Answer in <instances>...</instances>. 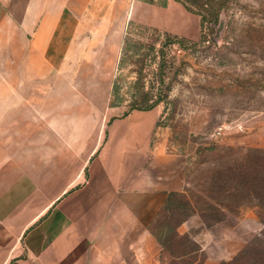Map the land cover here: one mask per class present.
<instances>
[{
    "label": "rangeland",
    "instance_id": "1",
    "mask_svg": "<svg viewBox=\"0 0 264 264\" xmlns=\"http://www.w3.org/2000/svg\"><path fill=\"white\" fill-rule=\"evenodd\" d=\"M185 1L53 0L71 29L52 47V61L49 47L30 45L32 32L25 46L0 40L6 163L22 166L43 190L60 191L104 134L109 108L122 115L153 104L162 111L156 139L186 159L185 191L163 209L131 261L264 264V223L255 203L245 202V161L264 150V0H231L210 30ZM219 176L228 184L236 179L238 189L213 188ZM207 195L229 208L201 210ZM193 215L202 224L184 230ZM216 217L245 235L231 258H211L198 241ZM15 245L25 243L16 237Z\"/></svg>",
    "mask_w": 264,
    "mask_h": 264
},
{
    "label": "crops",
    "instance_id": "2",
    "mask_svg": "<svg viewBox=\"0 0 264 264\" xmlns=\"http://www.w3.org/2000/svg\"><path fill=\"white\" fill-rule=\"evenodd\" d=\"M37 1L0 0V40L14 45L18 38L25 46L32 32L30 45L49 47L52 61V47L71 29L62 21L70 17L59 14L50 0L39 20L43 9ZM20 45L19 57L25 55ZM161 113L148 108L119 115L109 108L104 134L78 177L60 191L43 190L35 177L26 180L22 166L6 163L10 154L1 129L0 264H151L131 258L151 237L153 223L171 199L185 191V157L155 137ZM198 220L193 215L182 224L184 230L202 224ZM237 230L223 220L203 230L198 241L211 258H231L246 242ZM16 237L23 247L15 245Z\"/></svg>",
    "mask_w": 264,
    "mask_h": 264
},
{
    "label": "trees",
    "instance_id": "3",
    "mask_svg": "<svg viewBox=\"0 0 264 264\" xmlns=\"http://www.w3.org/2000/svg\"><path fill=\"white\" fill-rule=\"evenodd\" d=\"M230 1L231 0H186L185 2L189 3L191 8L199 10L203 27H207L210 30L219 22L222 10L226 8ZM209 35L208 33L204 34L202 40L206 42ZM152 107L153 104L145 109ZM210 149L211 148H206L205 150L207 151ZM213 180V188L216 187V189L222 193L231 192L233 190L236 191V189H238V182H236V179L231 178V184H228L226 182L227 180H222L220 176ZM206 182L207 180L205 183ZM211 197L212 196L207 195L204 197L203 201L199 200L201 210L208 208L210 210L223 212L229 208V203H222L220 201L214 202L212 199H207ZM171 202H173V199H171L169 204ZM245 202L255 203L254 205L257 207L259 216L264 223V150L258 149L256 152H253V154H249V158L245 161ZM169 204H167L165 208H167ZM224 219L223 217H216L215 222L217 223ZM186 254L188 253H183L182 256Z\"/></svg>",
    "mask_w": 264,
    "mask_h": 264
}]
</instances>
